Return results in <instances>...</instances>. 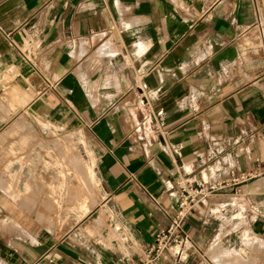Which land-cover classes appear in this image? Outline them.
Segmentation results:
<instances>
[{"label":"crops","instance_id":"1","mask_svg":"<svg viewBox=\"0 0 264 264\" xmlns=\"http://www.w3.org/2000/svg\"><path fill=\"white\" fill-rule=\"evenodd\" d=\"M21 118L91 159L94 202L66 224L5 188L31 174L9 153ZM230 167L256 176L194 205L185 264L264 242V0H0V264H131L182 186Z\"/></svg>","mask_w":264,"mask_h":264},{"label":"rangeland","instance_id":"2","mask_svg":"<svg viewBox=\"0 0 264 264\" xmlns=\"http://www.w3.org/2000/svg\"><path fill=\"white\" fill-rule=\"evenodd\" d=\"M15 123L17 148L9 153L22 164L20 168L28 165L31 174L25 177L20 171L5 188L27 207V215L55 226L68 223L73 215L80 216L77 207L88 210L96 196L93 170L78 138L40 119L21 118ZM20 124L32 128L28 138L19 130ZM202 264H264V242L249 239L235 247L214 244Z\"/></svg>","mask_w":264,"mask_h":264},{"label":"built area","instance_id":"3","mask_svg":"<svg viewBox=\"0 0 264 264\" xmlns=\"http://www.w3.org/2000/svg\"><path fill=\"white\" fill-rule=\"evenodd\" d=\"M255 176L253 171L238 172L230 167L222 180L208 182L204 178L201 182L196 181L194 186H182L180 199L171 209L169 224L156 233L153 242L131 264H185L189 251L194 247L192 237L185 231V222L194 205L218 193L227 183L239 187ZM201 256L203 258L204 254ZM49 262H54L52 257Z\"/></svg>","mask_w":264,"mask_h":264},{"label":"bare ground","instance_id":"4","mask_svg":"<svg viewBox=\"0 0 264 264\" xmlns=\"http://www.w3.org/2000/svg\"><path fill=\"white\" fill-rule=\"evenodd\" d=\"M83 209V208H82Z\"/></svg>","mask_w":264,"mask_h":264}]
</instances>
